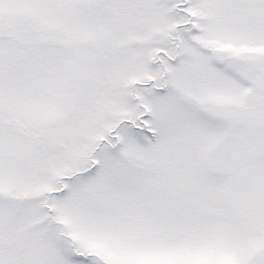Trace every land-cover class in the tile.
Listing matches in <instances>:
<instances>
[{
	"label": "snow or ice",
	"instance_id": "obj_1",
	"mask_svg": "<svg viewBox=\"0 0 264 264\" xmlns=\"http://www.w3.org/2000/svg\"><path fill=\"white\" fill-rule=\"evenodd\" d=\"M0 264H264V0H0Z\"/></svg>",
	"mask_w": 264,
	"mask_h": 264
}]
</instances>
